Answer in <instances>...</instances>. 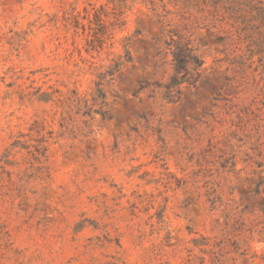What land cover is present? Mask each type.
<instances>
[{
	"label": "rangeland",
	"instance_id": "374dc122",
	"mask_svg": "<svg viewBox=\"0 0 264 264\" xmlns=\"http://www.w3.org/2000/svg\"><path fill=\"white\" fill-rule=\"evenodd\" d=\"M101 6L109 25V0H0V264H264L259 57L222 11L183 19L144 0L88 51L75 16L88 26L85 8ZM184 26L202 76L175 103L138 94L169 82L164 42ZM127 37L111 116L86 113Z\"/></svg>",
	"mask_w": 264,
	"mask_h": 264
},
{
	"label": "trees",
	"instance_id": "16d2710c",
	"mask_svg": "<svg viewBox=\"0 0 264 264\" xmlns=\"http://www.w3.org/2000/svg\"><path fill=\"white\" fill-rule=\"evenodd\" d=\"M135 2L136 0H132ZM155 6L162 3L166 9L168 4L173 5L179 9V13L183 19L191 8H197L201 11L209 10L213 14L223 12V18L231 21L232 27L235 29L239 39L246 43L250 58L257 55L259 66L264 68V1L263 0H144ZM114 4V20L106 25L103 14L106 13L105 6L100 8L92 7L91 9L85 8V19L89 20L88 26L80 22V19L75 16V27L86 30L89 28L90 35L87 38V50L99 51L103 47L105 40L111 38V29L121 22V13L123 8L127 7L128 0H109ZM172 13L167 10V14ZM164 32H162L163 34ZM188 30L184 26L183 30H170V40L164 43L166 47V55L172 53L173 74L170 76L169 82L165 84H151L150 82H142L137 93H141L150 89L152 95L156 92L162 93L163 97L169 102L175 103L180 100L183 85L185 83L193 84L201 76V69L204 65V60L198 53L199 49L195 46L194 40L187 34ZM162 41V36L159 38L158 43ZM125 53L119 54L113 60L110 68L101 72L96 81L94 92L92 93V105L97 108L88 107L89 101L75 93V99L72 103L76 107L85 106L89 108V112L95 111L100 113L104 118L110 117L108 91L107 89L113 84L115 74L133 60L131 51L132 37L125 38ZM162 54L158 51L156 56ZM164 57V58H165ZM159 62V61H158ZM158 64V63H157ZM153 87V88H151Z\"/></svg>",
	"mask_w": 264,
	"mask_h": 264
}]
</instances>
